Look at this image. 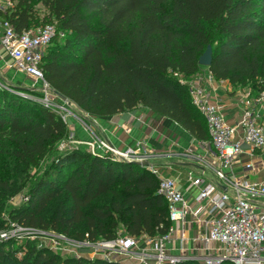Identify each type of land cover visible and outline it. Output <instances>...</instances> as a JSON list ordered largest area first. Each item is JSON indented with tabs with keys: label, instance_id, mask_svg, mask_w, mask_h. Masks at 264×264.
<instances>
[{
	"label": "trees",
	"instance_id": "16d2710c",
	"mask_svg": "<svg viewBox=\"0 0 264 264\" xmlns=\"http://www.w3.org/2000/svg\"><path fill=\"white\" fill-rule=\"evenodd\" d=\"M12 2L3 16L17 31L56 23L57 34L41 64L44 79L57 95L92 117L142 105L176 122L196 140H207L205 118L192 104L187 85L173 73L184 78L197 74L208 45L212 62L207 70L213 79L264 87V0ZM37 3L47 11L43 19L33 11ZM16 90L0 88V147L21 161L20 183L10 190L13 185L0 179V191L21 192L23 172L47 156L51 160L29 186L27 201L12 213L13 221L65 235L82 224L89 241L110 240L119 232L135 237L167 233L168 206L158 192V177L147 166L80 147L58 152L66 123ZM61 195L63 200L44 216L42 211ZM8 223L0 204V232ZM13 245L10 238H0V264H121L62 255L29 243L18 257Z\"/></svg>",
	"mask_w": 264,
	"mask_h": 264
},
{
	"label": "built area",
	"instance_id": "2783aa9c",
	"mask_svg": "<svg viewBox=\"0 0 264 264\" xmlns=\"http://www.w3.org/2000/svg\"><path fill=\"white\" fill-rule=\"evenodd\" d=\"M5 1L4 4L0 0V59L8 57L4 67L30 79L34 83L29 89L31 96L38 93L34 98L66 123L74 104L54 92L41 68L57 34L56 23L17 31L3 16L13 7L12 0ZM181 82L187 85L192 104L207 123L208 139L197 140L201 154L177 153L189 158L197 172L186 169L184 181L160 176L158 166L173 167L174 163L156 166L148 162L145 152L119 150L105 140L97 139L92 145L93 151L145 164L158 177V192L168 206L167 233L135 237L119 232L113 239L91 245L89 248L95 249L92 256L116 259L124 255L132 264H176L183 260L199 264H264V181L245 179L248 173L264 168V87L247 88L240 93L241 115L231 125L213 103L203 78L194 76ZM8 85L13 84L0 79V88ZM202 149L208 158H202ZM244 156L247 158L242 160ZM237 164L242 167L239 174L233 169ZM56 237L66 239L62 235ZM0 238H9L5 230L0 232Z\"/></svg>",
	"mask_w": 264,
	"mask_h": 264
},
{
	"label": "crops",
	"instance_id": "0c3cea01",
	"mask_svg": "<svg viewBox=\"0 0 264 264\" xmlns=\"http://www.w3.org/2000/svg\"><path fill=\"white\" fill-rule=\"evenodd\" d=\"M5 60H9V58L3 57L0 59V71H2L1 74L4 77L3 79L11 81L12 84L16 86L20 84L22 88H25L26 86L23 85L24 81L31 80L12 68L4 67ZM203 72V82L206 91L211 95L213 103L217 106L225 121L228 124L234 125L241 115V92L235 90L233 85L227 80L217 81L211 78V74L207 69H204ZM11 73H13V75ZM16 75L22 76V82H20L19 79L17 80ZM192 77H194V75H192ZM93 122L94 123H91V127L87 129V133L79 127H77L79 132L75 130L80 138L79 143H85V149L92 153H101L100 151H93L92 147L93 144H96V140L99 139L107 141L119 150L131 148L138 150L139 152H145L148 155V162L156 166L174 163L169 162L167 158L171 157V155L178 156L177 153L181 151H187L194 155L201 154V151L198 150V147L196 146L197 140L181 126L171 119L142 105H138L128 111L113 116L103 118L94 117ZM180 139H186L189 144L180 149H174L175 146H178ZM161 158L163 159L162 161H160ZM202 158H208V154L203 149ZM246 158L247 157L244 156L242 160H245ZM163 161L164 163L162 164ZM165 161L168 162L166 163ZM175 163L177 165L178 162ZM179 164L181 165L185 163ZM176 165L173 164V167L158 166L157 172L160 176L181 179L184 181L186 167H179ZM233 169L235 173L239 174L241 173L242 167L240 164H237ZM245 179L248 181H264V168L255 173H248ZM89 258L92 259L93 256ZM118 261L121 264H132L129 259Z\"/></svg>",
	"mask_w": 264,
	"mask_h": 264
},
{
	"label": "rangeland",
	"instance_id": "374dc122",
	"mask_svg": "<svg viewBox=\"0 0 264 264\" xmlns=\"http://www.w3.org/2000/svg\"><path fill=\"white\" fill-rule=\"evenodd\" d=\"M2 3H7L5 0H1ZM7 5V4H6ZM33 11L35 15L38 17V19H43L47 15V11L45 7L37 3L34 5ZM201 70L195 74L194 76H200L201 78H204V69H207V67L201 66ZM2 71H0V79L4 80L2 76ZM13 75V73H11ZM174 76L180 78V79H186L189 80V78H184L180 74L173 73ZM17 76V75H16ZM17 80L19 79L20 82H22V76L19 75L16 77ZM25 88H22L20 84L17 86L18 88H15L16 85H8V88L12 87L13 89H17L16 91L23 93L24 95H32V93L29 92V89H32L33 83L31 81H24L23 83ZM235 90H239L240 92H244L245 89L251 88V89H257L258 87H254L253 83L248 82L247 84H238L233 86ZM38 93H34V97H37ZM92 116H90L85 111L78 108L76 105L71 107V116L69 117V120L66 122L67 125V133L66 136L60 140L56 145V150L58 152H61L65 149L79 146L80 148H85L86 144H80V138L78 137V134H76L75 130H77L79 127L81 130H83L85 133H87V129L91 127V123L93 122ZM180 144V145H179ZM178 146H175L174 149H180L183 146H186L189 144V142L186 139H180ZM197 146V145H196ZM4 148L0 147V179L6 181L8 183V187L10 185L12 186L13 190L14 187L19 185L20 179L18 177V171L17 168L21 167L22 163L21 161L16 158L9 156L4 151ZM51 160V157L47 156L37 166H30V168L26 169L25 172H23L22 180L25 179L26 181L23 189L21 192L12 194L9 193V190H1L0 191V204L2 205V215L5 216V218L8 220V226L5 229V232L7 233V236L14 241V249L16 250V255L18 257H22L25 254L26 251V244H34L36 246H48L53 251L59 252L62 255H74V256H89L92 257V252H95V249L89 248L91 245H98L99 243L106 241V240H96V241H89L85 236H83L84 232V226L82 224L77 225L68 235H65L63 233H57L54 232L51 229H43V228H31V227H24L18 225L15 221H13L10 217L12 213L15 211L16 208L24 205V202L27 201V193L29 190V186L33 182L36 176L40 175L43 170L46 168V166L49 164ZM163 159L161 158L160 161ZM169 162H178L176 166L179 167H186V169L191 170L192 172H197L196 168L191 166L189 163H191V160L185 156H177V155H171V157L167 158ZM168 161H165L166 163ZM164 161L162 162V164ZM179 163H185V164H179ZM173 164V163H170ZM145 165V164H142ZM147 166V165H145ZM165 166V165H164ZM63 200V195L59 196L56 200H53L50 204L47 205V207L42 211V214L44 216H49L55 207L57 206L60 201ZM57 235H62L66 239L64 240H57ZM89 243L90 245H87ZM97 247V246H96ZM100 249L99 247H97ZM83 249H86L87 251H83ZM128 260V256L120 255L117 256L114 260ZM117 260V261H118Z\"/></svg>",
	"mask_w": 264,
	"mask_h": 264
},
{
	"label": "water",
	"instance_id": "95a60500",
	"mask_svg": "<svg viewBox=\"0 0 264 264\" xmlns=\"http://www.w3.org/2000/svg\"><path fill=\"white\" fill-rule=\"evenodd\" d=\"M199 65L209 67L212 62V47L208 45L202 55L199 57ZM135 162V161H131Z\"/></svg>",
	"mask_w": 264,
	"mask_h": 264
}]
</instances>
